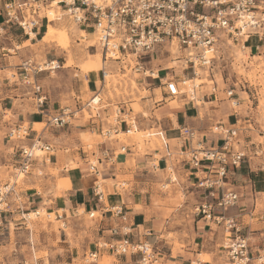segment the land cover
I'll return each instance as SVG.
<instances>
[{"label":"rangeland","instance_id":"1","mask_svg":"<svg viewBox=\"0 0 264 264\" xmlns=\"http://www.w3.org/2000/svg\"><path fill=\"white\" fill-rule=\"evenodd\" d=\"M261 3L264 6V0H261ZM63 10L58 6L46 9L49 27L47 37L43 41H51V44L57 47L61 53H65L66 64H70L74 71H67V68L61 69L60 66L41 70V67L49 63L40 59L44 47L37 46L34 50L37 52L38 58L31 63L30 75L22 77L19 73L8 72L7 75L10 81L21 86L30 87L31 96L35 98L39 94L34 91V85L24 81L30 80L40 84L42 93L47 96L46 107L42 108L46 112L52 111V114H56L61 113L66 108L72 110L80 107L85 108L83 112L77 114L76 119L89 120L91 114L94 115L97 112L99 116L105 117L107 115L105 113L107 104L113 102V112L108 120L111 124L116 123L118 116L124 118L127 124H130L131 121L136 123L135 128L128 135L120 133L118 136L113 135V137L119 138L125 144H128L129 139L133 142H140L141 151L146 148H159L161 142L158 139L156 141L152 140L153 137H149L148 144L143 145L145 143H143L142 137L145 134L138 132L140 129L139 114L148 115L141 106L142 96L147 95L144 87L141 86L142 83L145 84L146 79L153 85L161 84L159 78L145 74V69L157 71L160 76L169 74L168 77L173 76L177 80L191 77L190 72L186 75L187 77L181 72V62L177 59L179 55L178 47L175 45L171 49L170 46L162 47L153 55L146 56L140 61L129 57L134 62H139V65L143 67L139 71H136L135 68L129 71L128 68H130L131 63L128 59L124 62L110 61L109 69L113 76H108L104 85L100 70L103 59L102 51L97 46H89V43L81 40L79 29H83V27H79L68 15L64 14L62 19L57 21V16L62 15ZM87 32L92 33V30L88 29ZM253 44H255L254 37L250 39L248 45ZM218 55H220V58L215 60L211 74L204 73L200 75L202 86L196 90L197 97L211 95L215 99L213 93L215 83L217 89L215 94L218 97L215 104H212L213 106L208 110L210 126H215L217 123H225L228 126H230V123L235 124L234 126L240 129V142L237 148L246 150L248 157H252L251 164L253 168L257 169L254 171L259 172L261 164L264 166V49L260 51L254 49L251 52L249 48L242 50L238 45L232 43L221 47ZM59 59L62 60V58ZM60 61L58 62L59 65H61ZM56 64L51 65L55 66ZM35 65L39 71L37 73L35 72L37 71ZM81 69L86 73H95L98 70L96 76L101 79L99 82L101 101L95 105V109L98 110L91 109L86 105L99 93L95 94L89 91L87 85L88 75L84 74ZM191 84L188 85L191 86ZM102 88H104L103 91ZM229 89H234V94L240 99L241 103L237 108H233L231 105V98L227 94ZM123 96L131 98L130 101L133 104L130 106V111H125L122 108L123 113L117 114L118 108L122 107L119 100ZM173 104H176V102ZM33 108L37 110L36 106ZM215 110L217 111L215 112ZM235 111L237 114H235ZM5 115L6 121L12 117V113L9 111ZM10 125L0 126V142L4 141L5 145L10 142L9 146L11 147L14 142L6 138L7 128ZM26 125L28 124L26 123ZM45 125L42 123L34 126V128L37 131H42ZM82 140L87 149L95 150L103 141L109 139H105L99 133L90 134L88 132V134L82 136ZM3 146L0 147V150ZM39 153L43 154V152ZM91 161L96 162L97 157ZM248 161L247 158L241 167L244 164L249 167L250 163ZM75 164L71 160L68 166H74ZM49 167V173L45 172L44 169L37 170L35 172L37 178L34 179L39 191H43V188L49 185L52 190L50 195L54 197L68 188L66 185L67 180L65 176L62 177L57 166L49 165ZM247 169L252 171V166ZM11 171L6 179L0 180V184H4L11 178ZM39 171H42V175H37ZM28 176L30 175L19 179L16 187L18 193L27 189ZM147 179L150 187H147L146 196L149 197V190L150 193L151 191L153 193L155 189L156 202L154 205L165 209V218L167 222H170L166 235L157 244H152L155 257L148 264H231L226 250L221 246L223 241L221 230V232L219 230L211 231L212 238L204 244L195 235V218H198L195 217L193 210L196 204L202 200L201 190L196 186H191L192 188L189 189L184 186L181 187L178 184L180 179L174 171L170 170L156 173L151 171ZM251 192H253V189H249L250 194ZM21 203L23 207H19ZM253 206L252 208H254ZM245 207L248 212L253 210L247 206ZM12 208L13 213L9 215L3 227L0 228V264H110L112 261H117L115 257L113 258L107 254L102 257L98 255L94 260L95 258L90 256L96 250L94 244L92 250L85 251V245L89 244V240L92 239L89 231L93 225L91 221L98 213H95V217L91 218L89 213L81 214L83 210H80L79 214L81 215L65 223L66 220L61 219V221L57 218L58 214L45 208V205L31 210L26 208L23 200H20V203L16 200L13 202ZM14 209L16 210L14 211ZM36 211H39V214H33ZM62 213V211L59 212L60 215ZM247 221L245 233L250 235L252 241L260 244L261 233L264 232V223H258V221L251 223L252 220L249 217H247ZM100 242H103V240ZM70 245H72L74 251L66 250ZM192 252L195 254H192ZM67 253L69 258L61 263L62 259L66 258ZM116 258H120V262H117V264H124L123 262L126 259H128L127 264H145L141 261V256L117 255ZM25 260H28V263H24Z\"/></svg>","mask_w":264,"mask_h":264},{"label":"built area","instance_id":"2","mask_svg":"<svg viewBox=\"0 0 264 264\" xmlns=\"http://www.w3.org/2000/svg\"><path fill=\"white\" fill-rule=\"evenodd\" d=\"M54 1L64 9L57 20H61L66 14L79 27H83L84 31L91 29L96 36V45L102 51L105 63L101 69L104 85L110 61L124 62L129 57L140 61L162 47L170 46L171 49L174 45L179 50L177 59L181 62L180 68L184 76L189 72L190 78L204 73L210 75L215 60L220 58L218 54L221 47L234 43L242 50L248 49L251 37L256 36L262 40L264 36V6L261 0H7L4 4L6 24L17 25L25 34L31 35L40 27L43 19L49 21L48 16L41 13L43 7L52 5ZM256 50L259 48L256 47ZM29 62L25 63L28 67ZM137 65L140 70L143 68L139 62ZM168 76L169 74L166 75L164 84L169 96L186 95L190 101L200 100L196 97L198 86H189L186 79L177 80ZM25 82L34 85V91L39 94L37 106L42 109L47 103L42 86L30 80ZM216 90L214 83L213 93ZM234 91L229 89L227 94L233 108H237L241 102ZM95 97L86 105L98 110L92 104ZM84 109L66 108L61 113L49 114L47 123L52 127L63 128ZM122 113V108L119 107L117 114ZM94 118H100L98 112L91 114L90 119ZM121 120L125 119L119 116L116 118L114 128L101 127L100 134L105 139L112 138V135L118 133L117 125ZM127 125L130 127L127 132H131L136 123L131 121ZM33 131L36 134L33 135ZM211 131L222 137L220 145L208 146L206 138H199L198 130L183 126L180 133L186 146L178 151L170 149L162 131H156L153 135L162 141L165 157L169 160L168 171H175L180 165L196 177L194 186L202 191V200L194 207V215L207 224L220 228L223 234L221 246L226 250L231 264H264V232L261 233L260 244H257L245 233L246 226L242 216L227 214L231 208L238 206L242 198L237 190L227 187L231 169L241 167L249 159L245 149L237 148L240 129L234 125L217 123L211 127ZM37 132L31 125L24 123L11 124L6 132L9 141L21 143L18 146L20 161L13 168L11 178L0 184V228L13 213V198L17 197L19 179L33 174L36 163H50L55 151V146L45 142ZM113 158L107 150L103 151L96 162L91 161L90 170L101 177L99 164L103 159L111 163ZM37 175H42V171ZM93 192L99 201L103 200L105 191L101 183H97ZM108 210L112 217L124 224L122 227H112L111 234L122 237L112 243H103L100 248L111 250L117 255L141 256V261L147 264L153 261V245L147 241L135 243L129 237V215L124 207L117 205ZM89 215L93 217L94 213ZM248 216L251 218L254 215L248 212ZM90 256L96 260L97 251Z\"/></svg>","mask_w":264,"mask_h":264},{"label":"crops","instance_id":"3","mask_svg":"<svg viewBox=\"0 0 264 264\" xmlns=\"http://www.w3.org/2000/svg\"><path fill=\"white\" fill-rule=\"evenodd\" d=\"M6 1L0 0V126H8V124L14 123H27L34 128V126L44 123L46 124L45 128L42 131H38L37 134L45 142L55 146L50 163L41 165L36 163L35 168L32 170L33 174L28 176L29 178L26 182L27 189L21 192L19 191L17 197L13 198L14 201L17 200L20 203V200H23L26 208L31 210L35 207L45 205V208L51 209L58 214L57 218L66 220L65 223L74 220L81 214L93 212L94 216L91 218H94L95 213H98L93 221H91L93 225L89 231L92 239L89 240V244L85 245V251L92 250L91 248L94 244L97 256L102 257L107 254L113 258L115 257L117 261H112L110 264H117V262H120V258H116L117 255L111 250L100 248V245H103V243H112L120 239L122 236L112 235L110 229L124 225L121 220L112 217V214L108 210L111 207L117 205L124 207L129 215L127 225L130 230L129 237L133 242L147 241L151 244H157L166 235L170 222H167L165 218V209L154 205L156 202L154 186L153 193L152 191L150 193L149 190V197L146 196V191L147 187H150L147 176L151 171L155 173L167 171L169 160L165 157L166 152L163 148L162 141L156 137L161 142L159 148H146L141 151L139 147L140 142H133L129 139L128 144H125L119 138L113 137L112 135V138L108 141H103L95 150L87 149L82 140L83 135L88 134V132L90 134L99 133L100 135L101 127H115L114 124L108 121L113 112V102L107 104V111L105 112L107 115L105 117L100 116V118L89 120L73 118L63 128L48 125L47 116L52 114V111L46 112L45 109H38L37 98L31 96V88L13 83L10 81L7 73L16 72L22 77L30 75L29 69L31 67H28L25 63L29 60L30 64L28 65L31 66V63L38 58L37 52L34 50L37 46L44 47L40 59L49 63L48 65H44L45 69L41 70L57 67L60 61L59 58H62L60 61L61 65H59L61 69L67 68L66 70L71 72L74 69L70 67V64H66L67 58L65 53H61L57 47L51 44V41H43L47 37L49 21L43 19L40 27H37L31 35H27L17 25L6 24L4 8ZM49 7L54 6L47 4L45 8L43 7L41 14H46V9ZM79 31L81 32V29ZM253 37L255 38V44L247 46L251 52L254 49L256 50V47L259 48L258 51L264 49V36L262 40H259L256 36ZM51 62L57 63V66L51 65ZM34 67L37 70L36 65ZM81 71L88 75L87 85L89 91L95 94L99 93L98 95L100 96L99 82L101 79H98L96 76L98 70L95 73H86L82 69ZM35 72L37 73L39 71L37 70ZM166 75L160 76V74H157L160 78V85H153L146 79L145 84L142 83L141 86L147 92V95L142 96L141 106L143 111L148 114L146 116L139 114L140 129L138 132L145 134L142 137L143 143H145L143 145L148 144V139L154 136V132L162 131L169 143L170 149L178 151L182 146H186V142L183 141L180 133V129L183 126H190L198 130L199 138H206L208 146H218L221 144L222 137L213 134L211 131L212 126H210V114L208 111L213 106L212 104H215L218 96L215 93V99L211 95L207 97L202 96L198 102L190 101L186 95L171 97L167 94V89L164 84ZM108 76H113L111 70ZM103 90L104 88H102ZM130 100L131 98H126L125 96L119 100V104L122 106L121 108L125 111L131 110L130 106L133 103ZM174 102L176 104H173ZM34 104H36L37 110L33 108L35 107ZM8 111L12 113V117L6 121L5 114ZM230 125L235 124L230 123ZM117 128L118 133L115 136H118L120 133L126 135L130 133L127 132V129L130 127L126 124V120H121ZM32 134L34 135L36 133L33 131ZM9 143L5 145L4 141L0 142V147L4 145L0 150L1 181L6 179L11 169L13 171V168L20 161L18 146L21 143L14 142L11 144V147ZM124 147L125 149H123ZM105 150L108 151L110 156H114V158L111 163L107 160H102L101 164H99L102 170L101 177H99V175L90 170V164L91 160L95 157H101ZM251 158L249 157L248 161L250 163L249 167L244 164L242 167L231 169L230 180H228L229 183L227 184V187H231L242 194L238 206L231 208L227 214L232 216L241 215L245 226L248 222L247 217H249L248 209H245V206L252 208L254 205L253 210H250L254 215L249 218L252 220L251 223L254 221L264 223V166L261 164L259 167L260 171H254L257 169L253 168ZM71 160L76 163L74 166H68ZM156 164L158 166H155ZM49 165L53 167L57 166L62 177L65 176L67 180L66 185L68 188L64 189L60 195L54 197L50 195L52 190L49 185H46L43 191H39L34 179L37 178L35 172L39 169H44L45 172L49 173ZM251 166L252 171L247 169L251 168ZM174 172L180 179L178 184L181 187L184 186L186 189L192 188L191 186H194L195 181H197L194 175H190V172L180 165L177 166ZM97 183H101L105 191L102 201H99L93 192ZM120 184L122 185L121 187ZM126 185L127 187H125ZM249 189H253L251 194L249 193ZM20 206L23 207V204L21 203ZM80 210H83L81 214H79ZM61 211L63 213L60 215L59 212ZM194 225L195 235L203 244L212 238L211 231H220L219 228L212 224H207L200 218H195ZM98 240L99 242H97ZM101 240L103 242H100ZM98 245L99 248L97 249ZM66 250L74 251L72 245L66 248ZM192 254L195 253L192 252ZM66 255V258H63L61 263H64L69 258L68 253ZM24 263H28V260H25ZM123 263L127 264L128 259Z\"/></svg>","mask_w":264,"mask_h":264},{"label":"bare ground","instance_id":"4","mask_svg":"<svg viewBox=\"0 0 264 264\" xmlns=\"http://www.w3.org/2000/svg\"><path fill=\"white\" fill-rule=\"evenodd\" d=\"M52 5H54V6H58L59 7V5H58V3L57 2H53V4ZM32 34V33H31ZM81 37H82V39L81 40H83V41H86L87 43H89V46H97L96 45V43H97V40H96V36L93 34V33H88V32H86V31H84L83 29H81ZM128 61L131 63V65H130V68H128L129 69V71L130 70H132V69H134V68H136V71H139L140 70V66H138L137 65V63L136 62H134L131 58H128ZM104 61H103V59H102V68H103V66H104ZM110 65V64H109ZM56 66H57V64H56ZM58 67H59V64H58ZM41 69H45V66H43V67H41ZM145 74H149V75H153V76H157V71L155 72V71H152V70H149V69H145ZM110 74V69H109V71H108V73H107V76ZM107 76H106V81H107ZM110 77V76H109ZM201 76L198 74L197 76H195V77H193V78H191V79H189V80H187L186 81V84L188 85V84H190V83H192V84H194V85H196V86H198V87H200V86H202V84H201ZM191 84V85H192ZM197 97V96H196ZM101 99V97L98 95L97 97H95V99H94V101H93V103L92 104H94V107H95V105H97V104H99V100ZM153 136V135H152ZM152 140H157V138L155 137V136H153V138H152ZM156 145V144H155ZM39 152H41V151H39ZM43 210H45V209H43ZM33 214H35V215H37V214H39V211H36V212H33ZM62 221V220H61ZM200 260V259H199ZM194 263H197V262H194ZM145 264H147V263H145Z\"/></svg>","mask_w":264,"mask_h":264}]
</instances>
